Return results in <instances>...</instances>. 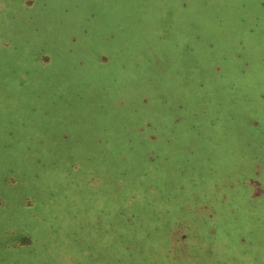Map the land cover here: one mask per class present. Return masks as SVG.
Here are the masks:
<instances>
[{"label": "rangeland", "instance_id": "obj_1", "mask_svg": "<svg viewBox=\"0 0 264 264\" xmlns=\"http://www.w3.org/2000/svg\"><path fill=\"white\" fill-rule=\"evenodd\" d=\"M0 264H264V0H0Z\"/></svg>", "mask_w": 264, "mask_h": 264}, {"label": "trees", "instance_id": "obj_2", "mask_svg": "<svg viewBox=\"0 0 264 264\" xmlns=\"http://www.w3.org/2000/svg\"><path fill=\"white\" fill-rule=\"evenodd\" d=\"M155 138H156V136H155Z\"/></svg>", "mask_w": 264, "mask_h": 264}]
</instances>
